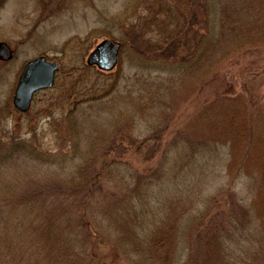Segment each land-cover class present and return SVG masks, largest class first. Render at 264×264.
<instances>
[{
  "label": "rangeland",
  "instance_id": "1",
  "mask_svg": "<svg viewBox=\"0 0 264 264\" xmlns=\"http://www.w3.org/2000/svg\"><path fill=\"white\" fill-rule=\"evenodd\" d=\"M136 8V0L0 2L10 53L0 58V264H264L255 200L264 194L255 160L263 144L253 143L247 162L237 131L224 129L247 116L236 117L233 101L209 104L225 90L264 111V54H238L197 80L173 64L146 65L122 20ZM107 38L127 41L115 67L82 70ZM40 55L62 70L20 112L18 77ZM226 207L239 225L223 236L209 218L223 219Z\"/></svg>",
  "mask_w": 264,
  "mask_h": 264
},
{
  "label": "trees",
  "instance_id": "2",
  "mask_svg": "<svg viewBox=\"0 0 264 264\" xmlns=\"http://www.w3.org/2000/svg\"><path fill=\"white\" fill-rule=\"evenodd\" d=\"M141 5L143 7L140 10ZM136 6L135 10H127V16L129 15V19L133 20L129 21L126 18L122 20H128L125 27L128 32L132 31L131 47L144 61H149H145L146 65L158 60L159 63H164L162 65L173 64V67L191 70L194 75L193 80H197L211 74L213 68H224L225 65L235 62L238 54H246V52L248 54L252 50L264 54V0H229L227 7L216 6L214 0H136ZM115 24L124 27L121 20H115ZM126 42L121 39L122 47ZM178 64L180 65L177 66ZM81 67L82 70L91 68L86 65ZM61 70L60 68L57 72L60 73ZM115 78H113L114 82ZM71 88L72 91L69 92L72 94L79 87L72 83ZM224 91H217L213 102L209 104L226 105V102L230 101L236 103L234 104V112L238 113L236 117L242 120L247 116L248 123L239 120L236 122L233 119V122H229L224 129L229 132L237 131L236 134L230 133V135L238 139L237 143L242 149L240 151L243 156L247 151V162L251 164L254 158L250 156L249 148L259 140L263 144V149L261 158L256 159V157L255 160L257 164L264 166L263 109L255 104L246 103L243 96H237L238 99L229 98L225 96ZM232 114L229 116H235ZM230 135L226 136L230 137ZM88 191L87 194H91L89 189ZM257 196L260 198L255 199L256 210L264 217V194L261 191ZM226 208L223 219H218V222H214L217 215L209 218L212 219L215 228L219 227L222 235H227L226 230L239 225V221L234 222L233 218H227L229 214L234 213V209ZM262 224L264 231V221ZM191 254L193 255V252Z\"/></svg>",
  "mask_w": 264,
  "mask_h": 264
},
{
  "label": "water",
  "instance_id": "3",
  "mask_svg": "<svg viewBox=\"0 0 264 264\" xmlns=\"http://www.w3.org/2000/svg\"><path fill=\"white\" fill-rule=\"evenodd\" d=\"M120 49V42L104 39L93 48L86 59V64L96 66L99 70L110 71L118 61ZM9 57L7 45L0 42V58ZM58 69L57 61L50 62L43 55L28 61L20 74L13 96V105L19 111L29 110L33 94L38 90L51 87Z\"/></svg>",
  "mask_w": 264,
  "mask_h": 264
},
{
  "label": "flooded vegetation",
  "instance_id": "4",
  "mask_svg": "<svg viewBox=\"0 0 264 264\" xmlns=\"http://www.w3.org/2000/svg\"><path fill=\"white\" fill-rule=\"evenodd\" d=\"M20 77V76H19ZM19 77H18V79H19ZM16 86H17V84H16ZM16 88V87H15ZM35 95V94H34ZM34 97V96H33ZM33 97H32V101H33ZM32 103V102H31Z\"/></svg>",
  "mask_w": 264,
  "mask_h": 264
}]
</instances>
